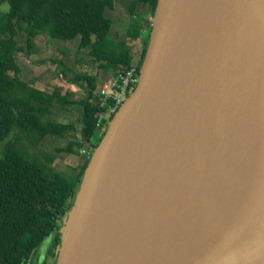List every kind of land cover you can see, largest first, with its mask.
<instances>
[{
  "label": "water",
  "instance_id": "water-1",
  "mask_svg": "<svg viewBox=\"0 0 264 264\" xmlns=\"http://www.w3.org/2000/svg\"><path fill=\"white\" fill-rule=\"evenodd\" d=\"M145 25L55 264H264V0H157Z\"/></svg>",
  "mask_w": 264,
  "mask_h": 264
},
{
  "label": "trees",
  "instance_id": "trees-1",
  "mask_svg": "<svg viewBox=\"0 0 264 264\" xmlns=\"http://www.w3.org/2000/svg\"><path fill=\"white\" fill-rule=\"evenodd\" d=\"M116 3L0 0V264L56 262L63 220L72 207L90 155L77 173L69 176L53 168L51 155L39 147L48 138L63 139L75 131L73 125L59 122L56 116L79 106V139L72 137L54 152L93 153L108 127V123L99 129L96 126L104 110L98 96L99 74L115 76L134 67L139 75L151 29L145 22L147 17H153L157 0H130L128 9L132 16L125 23L123 39L113 38L104 22L105 14L112 12ZM4 6L6 11L2 10ZM137 6L145 11L134 14ZM18 33L24 35L25 46H33L39 34L62 42L78 39V52L85 53L87 63L96 67L93 74H74L73 84L84 91L83 99L76 101L67 94L47 93L36 87L34 80L21 78L16 55L24 48L16 40ZM132 40H141L139 50L130 47ZM83 61L80 57L78 63ZM93 136L98 142L95 145L91 144ZM47 239L50 244L42 255L39 248Z\"/></svg>",
  "mask_w": 264,
  "mask_h": 264
},
{
  "label": "rangeland",
  "instance_id": "rangeland-1",
  "mask_svg": "<svg viewBox=\"0 0 264 264\" xmlns=\"http://www.w3.org/2000/svg\"><path fill=\"white\" fill-rule=\"evenodd\" d=\"M116 2L114 10L105 14L104 22L110 27L113 38L123 39L125 23L132 16L128 9L130 0H116ZM2 10L6 11V6ZM144 11V8L137 6L134 9V14ZM150 19L147 17L146 21H150ZM16 40L24 48L23 52L16 55L17 64L22 70L21 78L27 81L34 80L36 87L43 91L54 92L57 96L67 94L71 100L80 101L83 99L84 91L73 84L74 74L82 72L93 74L96 67L87 63L88 59L85 53L78 52V39L71 42H62L51 40L46 35L39 34L35 38L33 46H25L24 35L18 33ZM129 45L130 47L132 46V49L139 50L141 40L129 41ZM80 57H83L85 62L78 63ZM59 63H62L63 66H59ZM65 69H69L71 72L64 71ZM111 77L113 76L108 73L99 74L98 87L104 80ZM79 116V106L71 107L68 112H59L56 119L61 123L73 125L75 131L70 132L63 139L48 138L39 147L40 151L51 155L50 164L53 168L69 176H74L77 173L78 168L85 161L87 155L89 154L91 157L92 152L89 151L88 153L81 150L75 154L66 152L57 154L54 152V148L65 145L66 142L72 140V137L79 139ZM96 143H98L97 139L93 136L91 144L95 145ZM49 244L50 240H45L39 248V253L44 255Z\"/></svg>",
  "mask_w": 264,
  "mask_h": 264
},
{
  "label": "built area",
  "instance_id": "built-area-1",
  "mask_svg": "<svg viewBox=\"0 0 264 264\" xmlns=\"http://www.w3.org/2000/svg\"><path fill=\"white\" fill-rule=\"evenodd\" d=\"M138 80L139 75L136 69L131 67L101 83L98 96L100 106L104 110L97 118L96 126L98 129L110 122L124 101L134 91ZM101 134L102 132L100 131L98 136H101Z\"/></svg>",
  "mask_w": 264,
  "mask_h": 264
},
{
  "label": "crops",
  "instance_id": "crops-1",
  "mask_svg": "<svg viewBox=\"0 0 264 264\" xmlns=\"http://www.w3.org/2000/svg\"><path fill=\"white\" fill-rule=\"evenodd\" d=\"M45 92H47V93H51V94H54V92H51V91H45Z\"/></svg>",
  "mask_w": 264,
  "mask_h": 264
}]
</instances>
